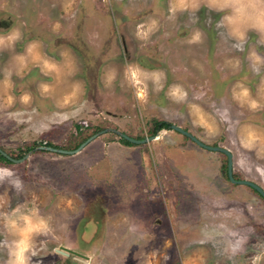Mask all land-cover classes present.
I'll list each match as a JSON object with an SVG mask.
<instances>
[{
  "label": "rangeland",
  "instance_id": "rangeland-1",
  "mask_svg": "<svg viewBox=\"0 0 264 264\" xmlns=\"http://www.w3.org/2000/svg\"><path fill=\"white\" fill-rule=\"evenodd\" d=\"M0 40V149L30 155L0 160V264H264L225 154L171 128L40 149L165 122L264 189V0H0Z\"/></svg>",
  "mask_w": 264,
  "mask_h": 264
},
{
  "label": "water",
  "instance_id": "water-1",
  "mask_svg": "<svg viewBox=\"0 0 264 264\" xmlns=\"http://www.w3.org/2000/svg\"><path fill=\"white\" fill-rule=\"evenodd\" d=\"M171 129L188 137L189 139H191L193 142H195L197 145H199L200 147L208 150V151H212V152H219V153H223L227 156L228 158V177L231 181H233V183H236L238 185H245L248 186L252 189H254L255 191H257L263 198H264V189L262 187H260L259 185H257L256 183H253L251 181L248 180H236L233 176V155L232 153L222 147H212L209 145H206L204 143H202L201 141H199L195 136H193L191 133H189L188 131L176 126V125H172ZM116 133L117 135H119L120 137L126 139L127 141H129L130 143L136 144V145H143L146 144L148 142L154 141L158 138V135L152 136L148 139H144L141 141L138 140H134L130 137H128L127 135L120 133L118 131H114L111 129L102 131L99 134H96L94 136H92L90 139H88L87 141H85L83 144H81L77 149H75L74 151H67V150H63V149H56V148H52V147H48V146H42L40 149L44 150V151H49V152H54L59 154L60 156L62 155H74V154H78L80 151H82L87 145H89L92 141H94L96 138H98L100 135L102 134H106V133ZM0 153H2V155H4L5 157H7V159H9L10 161H12V163H21L25 160H27L30 155L27 154L25 155L22 159H14L12 157H10L7 153H5L4 151H2V149H0ZM146 161L147 164L149 165V159L146 157ZM64 249V248H63ZM66 252H65V251ZM64 250H57L58 253L65 255V256H69V250L68 249H64ZM69 252V253H68ZM76 254V253H75Z\"/></svg>",
  "mask_w": 264,
  "mask_h": 264
},
{
  "label": "flooded vegetation",
  "instance_id": "flooded-vegetation-1",
  "mask_svg": "<svg viewBox=\"0 0 264 264\" xmlns=\"http://www.w3.org/2000/svg\"><path fill=\"white\" fill-rule=\"evenodd\" d=\"M5 25H8V23H4ZM122 45H123V49L126 51L129 49V46L127 45V42L126 40H122ZM88 140V139H87ZM85 140V141H87ZM84 141V142H85ZM49 147V146H48ZM56 149H59V148H56ZM238 180V179H237ZM69 256H66L67 258H70L73 260L72 261V264H87L89 262V257L83 255V254H80L76 251H71L69 250ZM76 253V254H75Z\"/></svg>",
  "mask_w": 264,
  "mask_h": 264
},
{
  "label": "trees",
  "instance_id": "trees-1",
  "mask_svg": "<svg viewBox=\"0 0 264 264\" xmlns=\"http://www.w3.org/2000/svg\"><path fill=\"white\" fill-rule=\"evenodd\" d=\"M171 128V125L170 124H168V123H158L157 124V126L155 127V129H154V131H153V133H152V135H157V130L159 131H161L162 129H170ZM120 140L122 141V142H124L126 145H132V143H130L129 141H127L126 139H124V138H122V137H120ZM85 141V140H84ZM83 141V142H84ZM82 142V143H83ZM82 143H80V144H78L76 147H75V149H77ZM57 148V147H56ZM3 151V150H2ZM10 156V155H9ZM11 157V156H10ZM16 159V158H15ZM0 160L1 161H3V162H7V163H12V161H10L9 159H7V157H5L4 155H2V153H0ZM235 178V177H234ZM252 189V188H251ZM254 190V189H253ZM255 191V190H254ZM256 193H258L257 191H255ZM259 194V193H258ZM259 196H261L260 194H259ZM262 197V196H261Z\"/></svg>",
  "mask_w": 264,
  "mask_h": 264
},
{
  "label": "crops",
  "instance_id": "crops-1",
  "mask_svg": "<svg viewBox=\"0 0 264 264\" xmlns=\"http://www.w3.org/2000/svg\"><path fill=\"white\" fill-rule=\"evenodd\" d=\"M146 157L150 160V154H149V155L145 154V155L143 156V161L146 159Z\"/></svg>",
  "mask_w": 264,
  "mask_h": 264
},
{
  "label": "clouds",
  "instance_id": "clouds-1",
  "mask_svg": "<svg viewBox=\"0 0 264 264\" xmlns=\"http://www.w3.org/2000/svg\"><path fill=\"white\" fill-rule=\"evenodd\" d=\"M11 39H16V37H12ZM3 43V40H0V44ZM20 264H23V262L21 261Z\"/></svg>",
  "mask_w": 264,
  "mask_h": 264
}]
</instances>
